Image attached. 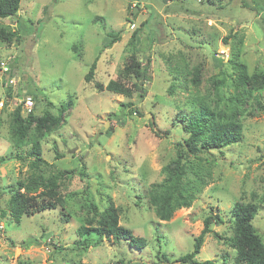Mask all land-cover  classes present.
<instances>
[{
  "label": "rangeland",
  "instance_id": "374dc122",
  "mask_svg": "<svg viewBox=\"0 0 264 264\" xmlns=\"http://www.w3.org/2000/svg\"><path fill=\"white\" fill-rule=\"evenodd\" d=\"M0 26L19 37L0 39V61H7L16 79V85H7L0 73V264H182L177 259L192 250L203 218L215 213L221 223H212L196 258L234 264L228 243L231 209L239 201L258 205L252 224L264 244L263 80L240 106L242 139L201 157L212 174L191 206L161 221L148 204L150 186L163 179L162 166L186 137L181 127L191 97L219 108L229 104L232 53L248 74L264 73V0H21L17 15L0 19ZM133 52L140 61L149 59L143 96L99 90L97 84L119 78ZM94 59L93 79L85 82ZM196 66L200 85L184 81L181 87ZM220 77L226 80L216 94L213 81ZM7 91L13 100L7 101ZM25 95L37 96V114L72 105L60 128L40 139L45 162L39 172L45 177L64 172L58 188L63 206L23 216L16 224L7 201L17 180L30 174L32 158L25 153L28 145L12 144L10 113ZM128 102L133 106H125ZM130 108L139 112L129 113ZM109 203L119 224L144 237L146 246L96 236L82 243L77 228L92 215L91 204L101 211ZM158 251L170 262L158 259Z\"/></svg>",
  "mask_w": 264,
  "mask_h": 264
},
{
  "label": "trees",
  "instance_id": "16d2710c",
  "mask_svg": "<svg viewBox=\"0 0 264 264\" xmlns=\"http://www.w3.org/2000/svg\"><path fill=\"white\" fill-rule=\"evenodd\" d=\"M21 0H0V19L14 17L17 15ZM105 43V48L116 41V36L111 37ZM131 38L137 40V30H134ZM0 39L10 42L12 39L19 40L14 31H5L0 26ZM226 42V38L224 39ZM230 66L234 71L233 96L229 99V104H223L222 108L206 105L205 100L192 96L189 100L191 110L186 118L182 120L181 129L186 133V137L181 142L175 143V157L161 168L164 174L163 179L158 183H153L148 190V204L153 209L157 219L167 221L173 213L180 208L190 207L196 195L208 183L212 171L210 165L202 156L213 150H221L224 147L239 142L243 137V123L238 116L243 110L240 109L243 99L252 96L254 84L264 81V73L248 74L246 66L238 59V54L232 53L229 59ZM96 59L90 64L88 71L84 75V81L89 82L93 78L96 68ZM149 59L145 62L137 59L135 52L130 55L129 60L123 66L118 79H110L105 86L97 84L98 89H105L112 93L132 98L133 95L143 96V85L148 79L147 70ZM173 79L177 80V77ZM225 79V77H224ZM221 77L214 80L216 94L219 93V86L224 82ZM226 80V79H225ZM184 81L195 87L201 83V71L199 67H193L187 72L186 77L181 80V87L184 88ZM174 83L171 85L173 86ZM9 88V87H8ZM173 88V87H172ZM169 89L168 93L174 90ZM7 97H11L9 91ZM36 95L33 96L36 99ZM221 101V99H218ZM244 102V101H243ZM259 106L260 103L255 101ZM51 105V103H48ZM72 105L67 102L66 106L54 113L49 108H45L37 114L35 105L33 111L26 115L21 113V108L16 105L11 111V140L16 148L28 145L26 155L31 157L29 167L30 174L17 180L16 187L12 190L8 201L7 209L12 221L18 224L23 216L31 215L45 209H52L63 206V197L58 192L59 179L63 178L64 172L45 177L39 172V166L44 163L41 157V142L45 134L57 130L63 124V112ZM127 107L133 106L132 102L125 104ZM129 113H138V108L128 109ZM152 123V122H151ZM157 133V132H156ZM30 146V147H29ZM20 158V155H14ZM4 157L0 156V163ZM92 215L85 219V223L79 225L77 234L86 241L89 236L98 237V241L103 238H112L115 241H125L131 248H142L146 246V239L136 236L130 229L119 224L118 211L113 203H109L103 210L98 211L91 204ZM258 211V205L253 202H235L232 206V234L228 245L235 252L233 255L234 264H264V244L252 224V219ZM2 217L5 215L3 211ZM212 223H221L217 213L207 214L203 218V228L199 234L193 238L192 250L181 255L177 261L182 264H215L210 259L198 260L196 257L200 253L201 246L207 234L212 232ZM20 242V247L25 244ZM79 242V241H78ZM13 246L15 244L13 243ZM158 259L163 258L170 262L166 253L158 251ZM122 264V261L120 262ZM82 264V263H79Z\"/></svg>",
  "mask_w": 264,
  "mask_h": 264
},
{
  "label": "built area",
  "instance_id": "2783aa9c",
  "mask_svg": "<svg viewBox=\"0 0 264 264\" xmlns=\"http://www.w3.org/2000/svg\"><path fill=\"white\" fill-rule=\"evenodd\" d=\"M0 73L5 76V83L6 84L8 83L7 85H12V86L16 85V79L9 74L7 61L4 60L0 61ZM8 100H13V97L12 96L7 97V101ZM17 100L18 103L16 105L20 106L22 114L26 115L33 111L35 102H34V98L31 95H25L21 99H17ZM0 106H3L2 101H0Z\"/></svg>",
  "mask_w": 264,
  "mask_h": 264
}]
</instances>
